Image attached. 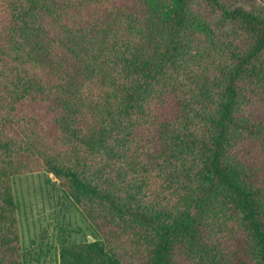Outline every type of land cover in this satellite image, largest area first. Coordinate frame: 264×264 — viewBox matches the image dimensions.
<instances>
[{
    "label": "trees",
    "instance_id": "trees-1",
    "mask_svg": "<svg viewBox=\"0 0 264 264\" xmlns=\"http://www.w3.org/2000/svg\"><path fill=\"white\" fill-rule=\"evenodd\" d=\"M255 1L0 0V264L35 172L98 237L59 264H264Z\"/></svg>",
    "mask_w": 264,
    "mask_h": 264
},
{
    "label": "rangeland",
    "instance_id": "rangeland-1",
    "mask_svg": "<svg viewBox=\"0 0 264 264\" xmlns=\"http://www.w3.org/2000/svg\"><path fill=\"white\" fill-rule=\"evenodd\" d=\"M255 3L257 9L264 7V0ZM12 189L17 242L24 264H59L62 244H82L98 239L52 174L35 172L15 176Z\"/></svg>",
    "mask_w": 264,
    "mask_h": 264
},
{
    "label": "water",
    "instance_id": "water-1",
    "mask_svg": "<svg viewBox=\"0 0 264 264\" xmlns=\"http://www.w3.org/2000/svg\"><path fill=\"white\" fill-rule=\"evenodd\" d=\"M90 241H91V239H90Z\"/></svg>",
    "mask_w": 264,
    "mask_h": 264
}]
</instances>
